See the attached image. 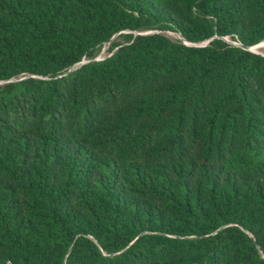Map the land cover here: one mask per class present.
Returning a JSON list of instances; mask_svg holds the SVG:
<instances>
[{
    "label": "trees",
    "instance_id": "trees-1",
    "mask_svg": "<svg viewBox=\"0 0 264 264\" xmlns=\"http://www.w3.org/2000/svg\"><path fill=\"white\" fill-rule=\"evenodd\" d=\"M263 42L264 0H0V264H264Z\"/></svg>",
    "mask_w": 264,
    "mask_h": 264
},
{
    "label": "rangeland",
    "instance_id": "rangeland-1",
    "mask_svg": "<svg viewBox=\"0 0 264 264\" xmlns=\"http://www.w3.org/2000/svg\"><path fill=\"white\" fill-rule=\"evenodd\" d=\"M169 36H170V37H173V38H176V37H177L176 35H173V34H169ZM230 42H231V41H230ZM231 43H233V42H231ZM257 46H258V45H256V46H252V47L250 48L251 51H252L253 53L261 54V55L264 56V43H263L262 46H259V47H257ZM109 48H110V44H109V43L106 44V45H104V47H103V48L100 50V52L98 53V56H97L96 60H102V59H105L106 57H108V56H109V52H108ZM258 48H259V49H258ZM86 62H87V60L82 61V63L79 64L77 67H79L80 65H82V64H84V63H86Z\"/></svg>",
    "mask_w": 264,
    "mask_h": 264
},
{
    "label": "water",
    "instance_id": "water-1",
    "mask_svg": "<svg viewBox=\"0 0 264 264\" xmlns=\"http://www.w3.org/2000/svg\"><path fill=\"white\" fill-rule=\"evenodd\" d=\"M250 48H251V47H249V48H246V47H244V49L251 51V49H250ZM251 52H252V51H251Z\"/></svg>",
    "mask_w": 264,
    "mask_h": 264
},
{
    "label": "bare ground",
    "instance_id": "bare-ground-1",
    "mask_svg": "<svg viewBox=\"0 0 264 264\" xmlns=\"http://www.w3.org/2000/svg\"><path fill=\"white\" fill-rule=\"evenodd\" d=\"M264 43V42H263ZM263 43H261V44H259L257 47H259V46H262L263 45ZM259 49V48H258Z\"/></svg>",
    "mask_w": 264,
    "mask_h": 264
}]
</instances>
